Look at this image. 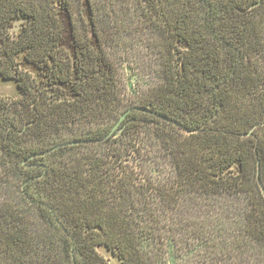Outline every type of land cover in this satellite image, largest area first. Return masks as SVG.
<instances>
[{
    "label": "trees",
    "instance_id": "16d2710c",
    "mask_svg": "<svg viewBox=\"0 0 264 264\" xmlns=\"http://www.w3.org/2000/svg\"><path fill=\"white\" fill-rule=\"evenodd\" d=\"M137 1L161 78L125 102L105 4L0 0V264H264V0Z\"/></svg>",
    "mask_w": 264,
    "mask_h": 264
},
{
    "label": "rangeland",
    "instance_id": "374dc122",
    "mask_svg": "<svg viewBox=\"0 0 264 264\" xmlns=\"http://www.w3.org/2000/svg\"><path fill=\"white\" fill-rule=\"evenodd\" d=\"M98 6L105 4L103 23L109 30L107 50L117 66L119 87L125 102H131L141 96L149 86L161 78L160 57L157 51L159 35L157 30L144 19L137 0H93ZM0 94L14 97L15 86L11 81L0 80ZM152 143V149H158ZM149 155V163L155 165L151 174L164 181L172 178L173 166L164 154ZM147 156V155H146ZM151 158L156 160L150 161ZM149 163H146L149 166ZM19 177H12L5 186L0 187V197L17 198L19 195ZM110 264H121L115 257L109 256Z\"/></svg>",
    "mask_w": 264,
    "mask_h": 264
},
{
    "label": "water",
    "instance_id": "95a60500",
    "mask_svg": "<svg viewBox=\"0 0 264 264\" xmlns=\"http://www.w3.org/2000/svg\"><path fill=\"white\" fill-rule=\"evenodd\" d=\"M124 115H122L121 117H123ZM118 125V122L113 126V128L108 132V135L111 134L113 132V130L115 129V127ZM118 131H121V129H119ZM83 140H79V139H72V140H65V141H62V142H59L57 144H55L54 146L50 147L49 149H47L44 153H47V152H50V151H53L61 146H65V145H72V144H76V143H79ZM257 178H258V184L260 186V189H261V192L264 196V185L262 184L260 178H259V167H258V170H257Z\"/></svg>",
    "mask_w": 264,
    "mask_h": 264
}]
</instances>
